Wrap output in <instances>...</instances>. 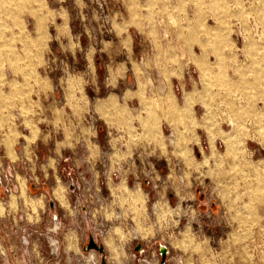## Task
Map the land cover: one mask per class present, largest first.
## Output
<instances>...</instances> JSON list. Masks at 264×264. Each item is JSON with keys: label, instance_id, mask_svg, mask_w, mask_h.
Segmentation results:
<instances>
[{"label": "rangeland", "instance_id": "374dc122", "mask_svg": "<svg viewBox=\"0 0 264 264\" xmlns=\"http://www.w3.org/2000/svg\"><path fill=\"white\" fill-rule=\"evenodd\" d=\"M0 264H264V0H0Z\"/></svg>", "mask_w": 264, "mask_h": 264}, {"label": "crops", "instance_id": "0c3cea01", "mask_svg": "<svg viewBox=\"0 0 264 264\" xmlns=\"http://www.w3.org/2000/svg\"><path fill=\"white\" fill-rule=\"evenodd\" d=\"M54 195L60 200L64 199V189L61 185L55 188Z\"/></svg>", "mask_w": 264, "mask_h": 264}, {"label": "water", "instance_id": "95a60500", "mask_svg": "<svg viewBox=\"0 0 264 264\" xmlns=\"http://www.w3.org/2000/svg\"><path fill=\"white\" fill-rule=\"evenodd\" d=\"M91 245L94 246V247L97 246L96 243L94 242V240H91ZM97 248H98V247H97ZM163 252L165 253V252H166V249L163 248Z\"/></svg>", "mask_w": 264, "mask_h": 264}]
</instances>
